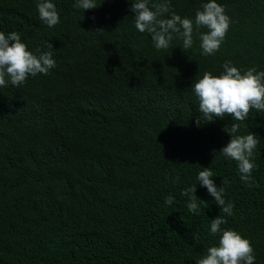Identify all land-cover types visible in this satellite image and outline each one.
<instances>
[{"label": "trees", "instance_id": "obj_1", "mask_svg": "<svg viewBox=\"0 0 264 264\" xmlns=\"http://www.w3.org/2000/svg\"><path fill=\"white\" fill-rule=\"evenodd\" d=\"M54 2L60 23L50 28L36 0H0V30L20 32L57 62L47 75L0 87V264H196L216 240L217 215L251 239L264 264V111L197 127L191 88L225 60L264 69V0H219L233 23L207 57L198 39L186 52L179 39L157 50L136 30L130 0L84 11ZM172 2L194 16L202 0ZM233 123L260 136L251 187L219 152ZM201 166L218 186L227 181L231 215L196 180ZM193 184L199 214L182 194Z\"/></svg>", "mask_w": 264, "mask_h": 264}, {"label": "clouds", "instance_id": "obj_2", "mask_svg": "<svg viewBox=\"0 0 264 264\" xmlns=\"http://www.w3.org/2000/svg\"><path fill=\"white\" fill-rule=\"evenodd\" d=\"M103 0H74L73 7L87 10L98 7ZM39 18L48 27L60 23V14L54 0H36ZM130 9L134 26L140 33H148L157 50L168 49L176 39L182 41L185 51L199 40L201 55L214 56L224 43L233 18L228 14L226 5L219 0H202L201 7L194 16L181 15L173 6L172 0H130ZM207 29L201 31V29ZM104 29H97L101 31ZM49 48L53 45L49 43ZM186 52V51H185ZM57 62L52 51L29 48L18 31L0 30V87L11 84L19 87L30 76L47 75ZM192 91L198 100L201 116L196 126L212 122L216 118L231 115L234 121H246L251 109L264 111V69L253 65L248 68L237 66L232 60H225L220 71L206 70L192 81ZM239 123H233L230 140L219 150L226 158L237 162L240 179L249 187L255 183V150L260 143L259 135L249 131L241 134ZM245 127H247L245 125ZM196 180L206 187L208 193L220 209L231 215L234 204L226 201L225 185L218 186L210 166L200 167ZM173 183L179 177H168ZM193 184L183 190L188 198L187 208L193 214H199L200 204ZM175 196L169 193L165 197L171 205ZM227 219L217 215L211 219L209 235L216 237L206 250L195 258L196 264H256L257 256L251 239L240 231L225 227Z\"/></svg>", "mask_w": 264, "mask_h": 264}]
</instances>
